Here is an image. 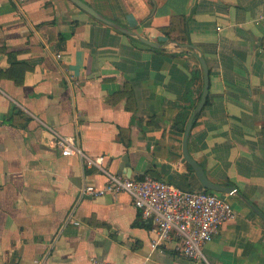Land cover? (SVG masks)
I'll return each mask as SVG.
<instances>
[{
    "label": "crops",
    "instance_id": "0c3cea01",
    "mask_svg": "<svg viewBox=\"0 0 264 264\" xmlns=\"http://www.w3.org/2000/svg\"><path fill=\"white\" fill-rule=\"evenodd\" d=\"M83 1L134 35L70 0H0V264H264L243 199L264 212V0ZM197 53L188 150L235 210L199 262L153 248L128 193L83 195L105 174L48 128L111 172L207 191L183 151Z\"/></svg>",
    "mask_w": 264,
    "mask_h": 264
},
{
    "label": "built area",
    "instance_id": "2783aa9c",
    "mask_svg": "<svg viewBox=\"0 0 264 264\" xmlns=\"http://www.w3.org/2000/svg\"><path fill=\"white\" fill-rule=\"evenodd\" d=\"M48 128L53 136V144L62 155H79L90 165H99L105 174L106 181L102 186L87 184L81 193L90 196L128 193L140 216L153 224V248L175 240L176 250L184 257L197 262L206 260L204 245L219 233L226 221L235 216L233 205L224 195L210 190L181 188L151 176L140 178L111 172L101 165L103 156L85 154L74 136ZM95 264L117 263L95 260Z\"/></svg>",
    "mask_w": 264,
    "mask_h": 264
},
{
    "label": "water",
    "instance_id": "95a60500",
    "mask_svg": "<svg viewBox=\"0 0 264 264\" xmlns=\"http://www.w3.org/2000/svg\"><path fill=\"white\" fill-rule=\"evenodd\" d=\"M73 3H75L77 6H79L81 9H83L84 11H86L87 13H89L90 15H92L94 18L103 21L104 23L115 27L117 30L130 34V35H134V32L126 27H123L121 25H119L118 23H116L115 21L105 17L103 14H101L99 11H97L95 8H93L91 5H89L88 3H86L83 0H70ZM140 40L144 41L145 43L149 44L152 47H158V44L148 40L147 38H144L142 36H139ZM198 56V58L201 61L203 70H204V88H203V92L201 95V99L198 103V105L196 106V108L194 109L192 115L190 116L188 123L186 125L185 128V135H184V143H183V151H184V157L185 159L189 162V164L193 167V169L195 170L197 176L199 177L201 183L203 184V186L211 191H215V192H227V193H232L234 192V188L231 186H221L218 185L216 183H213L208 177L207 174L205 172V170L203 169V167L190 155L189 150H188V138H189V134L191 131V128L193 126V123L195 121V118L197 116L198 113L201 112L205 101L207 99V95H208V91H209V68L207 65V62L204 58V56L200 53L196 54ZM127 157H124L123 160L124 162L126 161ZM243 199L253 208V210L264 219V212L261 211L258 207H256L255 205H253L249 200H247L246 198L243 197Z\"/></svg>",
    "mask_w": 264,
    "mask_h": 264
},
{
    "label": "rangeland",
    "instance_id": "374dc122",
    "mask_svg": "<svg viewBox=\"0 0 264 264\" xmlns=\"http://www.w3.org/2000/svg\"><path fill=\"white\" fill-rule=\"evenodd\" d=\"M217 194H218V195H221V193H220V192H217Z\"/></svg>",
    "mask_w": 264,
    "mask_h": 264
},
{
    "label": "trees",
    "instance_id": "16d2710c",
    "mask_svg": "<svg viewBox=\"0 0 264 264\" xmlns=\"http://www.w3.org/2000/svg\"><path fill=\"white\" fill-rule=\"evenodd\" d=\"M200 97H201V96H200ZM196 105H197V104H195V107H196ZM183 127H184V125H183ZM183 127H182V129H184Z\"/></svg>",
    "mask_w": 264,
    "mask_h": 264
}]
</instances>
